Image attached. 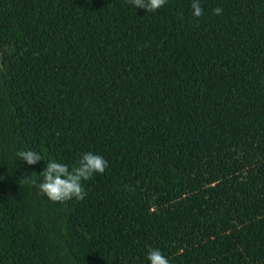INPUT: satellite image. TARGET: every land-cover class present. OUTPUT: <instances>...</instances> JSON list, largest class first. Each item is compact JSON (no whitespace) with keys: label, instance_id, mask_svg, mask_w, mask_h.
<instances>
[{"label":"trees","instance_id":"1","mask_svg":"<svg viewBox=\"0 0 264 264\" xmlns=\"http://www.w3.org/2000/svg\"><path fill=\"white\" fill-rule=\"evenodd\" d=\"M192 2L0 0V264H264V0Z\"/></svg>","mask_w":264,"mask_h":264},{"label":"clouds","instance_id":"2","mask_svg":"<svg viewBox=\"0 0 264 264\" xmlns=\"http://www.w3.org/2000/svg\"><path fill=\"white\" fill-rule=\"evenodd\" d=\"M128 3L136 9L156 12L165 5L166 0H128ZM190 7L195 18H199L204 14L199 0H193ZM222 12V8L213 9L215 15H220ZM15 156L17 160L24 161L28 165H34L43 160L40 153L32 150L17 151ZM107 167L108 162L102 155L89 151L82 155L71 170L68 165L62 162L55 159L50 160L39 175L43 177V180L38 185L37 181L33 179V174L21 181L36 186L41 195L46 196L54 203L72 199L82 201L87 195L82 182L88 181L96 174L103 175ZM147 260L150 261V264H169L168 258L158 248L149 249Z\"/></svg>","mask_w":264,"mask_h":264}]
</instances>
